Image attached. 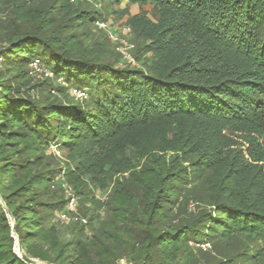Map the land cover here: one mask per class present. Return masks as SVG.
Listing matches in <instances>:
<instances>
[{"label": "trees", "instance_id": "16d2710c", "mask_svg": "<svg viewBox=\"0 0 264 264\" xmlns=\"http://www.w3.org/2000/svg\"><path fill=\"white\" fill-rule=\"evenodd\" d=\"M133 3L157 16L131 20L149 41L135 57L152 54L140 67L119 65L121 52L89 49L76 34L49 35L51 9L26 11L36 29L17 27L0 47V264H200V246L230 248L242 237L264 245V0ZM96 19L75 11L77 24L62 28ZM36 60L59 81L38 95L19 80ZM53 145L71 159L64 175L82 198L94 199L88 184L108 191L129 174V185L118 180L110 192L112 217L76 221L67 241L52 219L70 212L69 199L43 200L62 173L35 171ZM189 185L204 188L213 207L169 220L187 211ZM248 246L220 263H260L264 249Z\"/></svg>", "mask_w": 264, "mask_h": 264}, {"label": "rangeland", "instance_id": "374dc122", "mask_svg": "<svg viewBox=\"0 0 264 264\" xmlns=\"http://www.w3.org/2000/svg\"><path fill=\"white\" fill-rule=\"evenodd\" d=\"M69 6L66 9L61 8L63 0H0V47H4L9 41V36H11L15 29L18 27L19 30H33L38 26L36 22L26 20L22 15L31 11H47L51 9L50 17L54 18V23L48 31L50 35L55 30L65 36L69 33L76 34L77 40H81L85 46L89 49L95 51H104V53L114 54L118 56L120 53L121 58H119V65H131L135 67H140L143 65V60H152V54H140L139 58H136L137 54L140 52L141 48L145 47V44L149 41L145 39L142 33L134 27L131 20L134 16H139L140 20L144 18H150L153 21L157 20L156 10L150 5H139L137 3L127 4V0H69ZM88 9L94 12L98 19L86 23L82 27L77 29L65 30L62 28L64 24L69 22V18L74 14L75 11ZM28 11V12H26ZM70 21L69 24L75 26L74 23ZM70 26V25H69ZM43 33L45 31L43 30ZM114 36L118 37V41L114 40ZM117 52V53H115ZM129 55V57H127ZM42 71L37 70L33 64L31 65L30 73H26L24 79H19L23 82L22 87L26 90H32L31 93L38 95L41 93L42 88H46L48 83L54 85L59 84V81L54 80L52 76L46 74L44 67H40ZM3 69L6 72L5 66ZM29 69V66H28ZM18 69H15L12 73H17ZM29 72V71H28ZM12 75V74H10ZM50 83V84H51ZM38 86V88H36ZM30 88V89H29ZM39 91V92H38ZM52 94L56 91L51 90ZM73 97V95H72ZM236 139L240 142H244V137L247 135L245 133H237ZM43 162L35 171H43L46 169H56L62 173V180L58 183L55 189H51L50 196L44 197L43 200H55L57 198L69 199L68 190L71 191L73 195L76 196V201L73 208H69L68 219L63 220L60 218L59 213L53 215V223L56 224L59 230V236L62 241H67L74 237L77 229L76 221L87 222L93 216H98L100 222H105L112 217L113 208L111 203L110 192L113 190L118 180L120 182L129 185L124 178H129L128 173L118 174L115 179L116 183L112 184L110 189L107 191H99L93 188L90 183L86 187L87 191L91 190L94 199L86 197L85 195L80 197L76 195L74 187L71 184L70 179L64 175L65 168L68 163L73 165L71 159L68 158V154L63 150H58V148L53 145L50 148L42 151ZM62 183L63 190L58 189V186ZM191 189L188 201H187V211L183 208H179L178 211L169 215V220L179 222L182 218L188 217L190 221L195 220L199 217L200 213L205 210H209L213 207L206 199H203V189L204 188H194L192 185L188 186ZM57 190V191H53ZM187 196H185L186 198ZM186 214V215H185ZM14 227V220L11 218ZM14 235L18 236L14 233ZM240 240H245L240 242ZM239 241L231 240L230 248H226L225 245L211 244L212 246L208 250H204L203 247H197L203 249L199 252V262L200 264H221L223 260L229 258V255H233L235 252L240 251L242 246L247 243L248 247H244L245 250L248 248L255 247L258 251L264 249V245L261 243H253L242 237ZM16 242V240H15ZM16 246V245H15ZM16 248V247H15ZM226 248V249H225ZM18 249L22 256V251L18 239ZM34 264H55L51 262L42 261L39 258H32ZM229 262H223L226 264ZM119 264H132L126 260L120 261ZM243 264H264V254L263 259L260 263L258 262H243Z\"/></svg>", "mask_w": 264, "mask_h": 264}, {"label": "built area", "instance_id": "2783aa9c", "mask_svg": "<svg viewBox=\"0 0 264 264\" xmlns=\"http://www.w3.org/2000/svg\"><path fill=\"white\" fill-rule=\"evenodd\" d=\"M113 39L116 40V41L119 40L117 36H116V37L114 36ZM127 57H129V55H128ZM32 64H33V66H34L37 70H40V71H42V69H41L40 67H44V66L39 62V60L34 61ZM44 69L46 70L45 72H46L47 75L53 76V73H52L51 71H49V70L46 69L45 67H44ZM74 94H76V95L79 96V97H82V96L84 95L83 92H81V91H79V90H74ZM68 194H69V196L71 197L70 200H69V208H73V207H74V204H75V201H76V196L73 195V194L71 193L70 190H68ZM60 218H62L63 220L68 219V213H61V214H60Z\"/></svg>", "mask_w": 264, "mask_h": 264}, {"label": "water", "instance_id": "95a60500", "mask_svg": "<svg viewBox=\"0 0 264 264\" xmlns=\"http://www.w3.org/2000/svg\"><path fill=\"white\" fill-rule=\"evenodd\" d=\"M10 222H11V226L13 227V222H12V220H11V217H10ZM13 236H14V238H15V240H16V242H15V251H16V253L21 257V255H20V253H19V249H18V239H17V237L13 234Z\"/></svg>", "mask_w": 264, "mask_h": 264}]
</instances>
